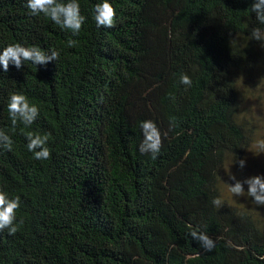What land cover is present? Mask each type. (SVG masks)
Segmentation results:
<instances>
[{"label": "trees", "instance_id": "16d2710c", "mask_svg": "<svg viewBox=\"0 0 264 264\" xmlns=\"http://www.w3.org/2000/svg\"><path fill=\"white\" fill-rule=\"evenodd\" d=\"M94 2L81 0V12ZM250 2L114 0L116 26L88 19L68 47V33L29 16L23 0H0V46L60 52L44 68L0 73V130L14 141L0 149V188L21 196L23 221L14 235L0 231V264H264V221L210 203L218 168L249 141L236 76L261 60ZM14 90L41 109L32 129L50 133L48 160H33L26 130L9 125ZM144 119L162 133L155 160L136 150ZM190 226L216 241L212 252L190 240Z\"/></svg>", "mask_w": 264, "mask_h": 264}, {"label": "clouds", "instance_id": "9594fccd", "mask_svg": "<svg viewBox=\"0 0 264 264\" xmlns=\"http://www.w3.org/2000/svg\"><path fill=\"white\" fill-rule=\"evenodd\" d=\"M23 7L29 16L44 17L61 32L68 33L69 38L66 40L68 47L75 44L72 37H76L80 33L88 19L94 22L97 30L112 29L116 26L117 10L114 7V0H95L91 4L87 16L81 12V0H23ZM246 9L253 16L255 22L249 32V37L258 41L260 45H264V0H251ZM59 55V50L54 47L45 49L25 41L7 43L0 46V73L8 72L9 65L16 71L22 70L25 64H31L35 68L37 66L44 68L49 63H54ZM176 84L187 90L192 86V79L188 74L181 72ZM5 108L11 128L15 130L19 124L26 130L21 132L25 141V151L30 153L31 158L35 161L48 160L52 151L50 133L32 129V125L41 114L38 104L30 102V98L24 91L14 90L7 96ZM175 126L176 118L170 117L169 128ZM139 130L141 139L136 150L140 154H149L150 158L155 160L161 149L162 133L160 129L155 121L144 119L139 122ZM13 144L11 135L0 130V149L11 152ZM255 149L257 154H264V138L255 141ZM233 163L237 169H243L246 166V160L242 157H234L231 164ZM222 183L226 186L227 192L234 202L236 199L244 197L250 205L257 208L264 207V174L258 173L238 179L234 174L228 172L227 179ZM210 203L214 208L219 209L223 205V200L220 196H214ZM21 206L20 195L9 193L6 189L0 188V231L6 232L9 236L17 233L23 223L18 219V210ZM186 235L203 252H212L216 247V241L209 236L208 232L201 230L198 226L191 227ZM199 254L197 252V255ZM257 259L264 261V255L258 256Z\"/></svg>", "mask_w": 264, "mask_h": 264}, {"label": "rangeland", "instance_id": "374dc122", "mask_svg": "<svg viewBox=\"0 0 264 264\" xmlns=\"http://www.w3.org/2000/svg\"><path fill=\"white\" fill-rule=\"evenodd\" d=\"M260 53L261 60L255 63L254 69L251 71L242 69L236 76L239 92L236 117L249 129V141L242 153L235 158H245L246 166L243 169H237L235 163L231 164L234 157L226 158L216 172V187L223 203L252 213L256 219L264 221V207L257 208L250 205L244 197L234 202L222 183L227 179L228 172L238 179L258 173L264 174V154H257L255 149V141L264 138V45H261Z\"/></svg>", "mask_w": 264, "mask_h": 264}]
</instances>
